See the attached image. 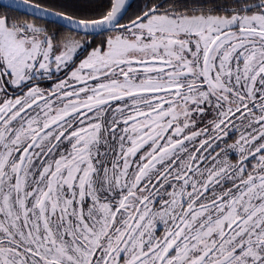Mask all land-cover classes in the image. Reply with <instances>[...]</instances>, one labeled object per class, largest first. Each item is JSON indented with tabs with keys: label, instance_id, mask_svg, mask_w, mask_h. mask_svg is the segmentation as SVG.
I'll return each instance as SVG.
<instances>
[{
	"label": "snow or ice",
	"instance_id": "obj_1",
	"mask_svg": "<svg viewBox=\"0 0 264 264\" xmlns=\"http://www.w3.org/2000/svg\"><path fill=\"white\" fill-rule=\"evenodd\" d=\"M0 264H264V0H0Z\"/></svg>",
	"mask_w": 264,
	"mask_h": 264
}]
</instances>
